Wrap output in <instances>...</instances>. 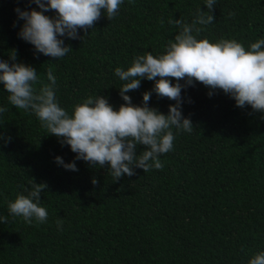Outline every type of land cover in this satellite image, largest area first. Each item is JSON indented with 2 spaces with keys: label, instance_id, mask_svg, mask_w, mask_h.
<instances>
[{
  "label": "trees",
  "instance_id": "trees-1",
  "mask_svg": "<svg viewBox=\"0 0 264 264\" xmlns=\"http://www.w3.org/2000/svg\"><path fill=\"white\" fill-rule=\"evenodd\" d=\"M204 5L123 0L111 20L102 10L87 34L78 29L80 38L62 37L72 51L56 59L18 36L24 21L16 9H41L31 0H0V61L11 64L15 50L16 62L37 70V89L51 83V70L56 98L70 115L98 95L118 110L125 82L115 69L127 70L138 55L163 54L179 32L169 19L190 24L198 8L207 11ZM214 7L213 23L197 39H235L246 50L264 39V0H216ZM154 84L142 78L126 95L141 106ZM8 95L0 82V107L8 109L0 113V217H8L0 223V264H248L264 251V112L237 107L222 90L194 81L181 90L192 132L172 128L173 149L160 156L162 169L135 168V175L114 181L107 163L75 160L70 146L48 135L30 110L12 106ZM175 103L152 92L148 106L167 114ZM145 148L138 145L137 155ZM57 156L65 164L75 161L78 171L58 165ZM33 180L47 184L40 206L48 218L38 226L8 212V203L27 195Z\"/></svg>",
  "mask_w": 264,
  "mask_h": 264
},
{
  "label": "clouds",
  "instance_id": "clouds-1",
  "mask_svg": "<svg viewBox=\"0 0 264 264\" xmlns=\"http://www.w3.org/2000/svg\"><path fill=\"white\" fill-rule=\"evenodd\" d=\"M40 11L16 9L18 18L24 21L18 36L32 44L36 52L53 58L64 57L72 48L62 37L78 39V29L87 30L101 18L102 10L108 20L114 18L123 0H31ZM130 3L133 0H129ZM216 0H205L207 11L198 8L192 22L183 19H169L168 23L179 29L165 46V52L158 56L151 53L136 56L130 67L115 69V75L125 83L119 89L124 104L116 110L104 96H89L74 106L72 114L62 108L56 98L54 88L56 77L47 72L50 84L36 88L37 70L24 63L16 62V52L9 56L11 64L0 61V82H3L8 100L16 109L31 111L48 135L61 138V143L70 146L76 153L75 160H83L89 165L110 166L113 180L123 175H135L134 169L144 173L152 168L164 167L160 156L173 149L175 139L172 128L192 132L193 123L182 115L181 90L194 86V81L210 89H220L230 95L237 107L250 105L254 111L264 112V39H258L246 50L235 39H197L206 26L213 23ZM54 10L56 15L44 13ZM232 15V13H229ZM163 25L164 21H160ZM155 81L151 91L143 93L141 106L132 104L130 91L139 89L141 79ZM159 78V79H157ZM171 78V79H170ZM176 83H172V80ZM184 80L185 85L179 83ZM152 92L159 97L174 100L167 114L148 106ZM209 96L212 92L208 93ZM0 107V113L7 111ZM138 145L146 146L137 155ZM55 162L66 170L78 171L75 161L65 164L62 157ZM95 185L98 181L93 178ZM47 189L46 183L33 180L27 195L18 194L8 203V212L13 217H21L29 225L37 226L46 222L47 210L40 206L41 193ZM0 223H8V217H0ZM58 227L62 221L57 220ZM248 264H264V251L255 254Z\"/></svg>",
  "mask_w": 264,
  "mask_h": 264
}]
</instances>
